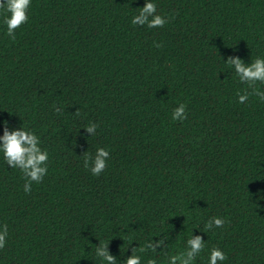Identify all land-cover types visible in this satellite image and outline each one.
<instances>
[{
    "label": "trees",
    "instance_id": "trees-1",
    "mask_svg": "<svg viewBox=\"0 0 264 264\" xmlns=\"http://www.w3.org/2000/svg\"><path fill=\"white\" fill-rule=\"evenodd\" d=\"M155 3L163 27L131 23L145 0H32L15 39L0 13V135L23 123L50 154L29 193L0 158V264H100L99 241L121 264L161 235L167 252L143 255L167 264L192 231L195 264L213 247L264 264V101L224 62L264 56V0ZM98 147L110 156L94 176ZM212 216L224 226L205 229Z\"/></svg>",
    "mask_w": 264,
    "mask_h": 264
},
{
    "label": "clouds",
    "instance_id": "clouds-1",
    "mask_svg": "<svg viewBox=\"0 0 264 264\" xmlns=\"http://www.w3.org/2000/svg\"><path fill=\"white\" fill-rule=\"evenodd\" d=\"M32 0H0V13L3 14V23L6 26V34L15 39V32L22 24L29 19V11ZM133 25H147L148 28L163 27L168 20L165 16L158 14L155 0H145L143 7H140L138 14L131 19ZM224 62L229 65L230 70L238 77L239 82L246 83L249 88L261 101H264V90L256 86L257 82L264 83V56H257L255 60L246 63L239 56H229ZM248 93L239 94L238 101L244 103L248 100ZM59 112L60 109L56 108ZM187 118L186 104L180 103L172 111V119L183 121ZM98 125L96 123L88 124L84 127L88 133L95 135ZM41 138L31 128L22 125L10 127L8 122H4L3 134L0 135V158L5 165L11 168L19 169L26 177L23 186L25 193L31 192L32 182L39 183L48 173L49 151L43 148ZM110 152L104 147L96 149L95 156L86 158L84 165L94 176H99L107 167V158ZM225 224V218L221 216H212L205 224V229L212 230L222 228ZM205 233V232H204ZM8 235L7 225H0V248L6 244ZM160 237V239H153ZM146 240L143 245L132 248V254L124 259L121 264H159L155 257L143 255L147 252H167L168 244L165 241L167 236H153ZM109 244L99 241L96 245L95 256L99 258L100 264H117V257L110 253ZM206 241L201 235L192 234L186 239L184 247L176 254L167 255V264H195L197 258L204 251ZM137 249L139 253L137 254ZM158 249H160L158 251ZM227 256L223 249L213 247L207 255V264H224Z\"/></svg>",
    "mask_w": 264,
    "mask_h": 264
}]
</instances>
